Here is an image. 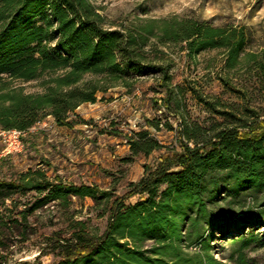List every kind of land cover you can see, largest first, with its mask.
<instances>
[{"label": "trees", "instance_id": "trees-1", "mask_svg": "<svg viewBox=\"0 0 264 264\" xmlns=\"http://www.w3.org/2000/svg\"><path fill=\"white\" fill-rule=\"evenodd\" d=\"M171 42L185 43L190 57L222 47L224 67L231 68L246 35L243 29L177 16L115 27L107 25L91 0H0V126L24 132L47 115L59 125L73 126L71 113L81 104L96 102L100 93L116 86L131 90L140 77L153 73H160L162 85L169 87L167 67L148 52L155 44ZM221 79L238 91L227 76ZM14 80H37L42 90L26 92L14 86ZM171 91L167 102L161 100L167 109L178 111L169 104ZM237 120L221 128L180 124L179 148L163 151L155 167H148L123 195L97 184L67 181L60 174L52 178L42 167L0 177V264H7L16 244L11 235H20L19 242L28 239L30 213L47 204L67 207L74 196L96 202L112 199L108 223L101 234L81 227L70 237L49 236L48 247L60 256L52 264H222L210 253L208 240L202 252L187 254L183 243L191 230L186 236L183 227L197 225L208 211L203 192L217 171L235 185L264 191V117ZM148 122L159 129V121ZM127 141L132 154L148 155L165 147L145 127ZM136 194L139 200L126 202ZM21 204L25 207L16 214ZM147 240L153 243L146 246ZM240 264L252 263L242 257Z\"/></svg>", "mask_w": 264, "mask_h": 264}, {"label": "rangeland", "instance_id": "rangeland-1", "mask_svg": "<svg viewBox=\"0 0 264 264\" xmlns=\"http://www.w3.org/2000/svg\"><path fill=\"white\" fill-rule=\"evenodd\" d=\"M91 1L106 17L107 25L132 28L151 18L189 17L243 29L246 43L231 68L224 67L222 47L190 57L183 42L155 44L148 53L167 67L169 87L162 85L160 73L140 77L131 90L113 87L100 93L98 102L85 103L71 113L73 128L61 126L47 115L19 136V145L0 126V177L10 178L16 172L42 167L52 178L60 174L67 181L97 184L123 195L132 181H138L148 167H155L163 151L179 148L180 124L221 128L236 125L238 117L249 122L263 119L264 69L260 62H264V0ZM151 42L156 39L151 38ZM221 76H227L238 91L227 87ZM12 84L23 86L26 92L42 90L37 80H14ZM169 88V104L178 111L167 109L161 100L167 102ZM152 119L160 122L159 129L150 125L148 120ZM144 127L165 147L148 155L132 154L127 138ZM244 129L242 134H246ZM214 176L203 192L208 211L199 216L197 225L186 223L183 227L186 236L191 230L190 238L183 243L184 251L189 255L202 252L201 245L208 240L210 253L222 264H240L242 257L252 264H264V191L235 185L232 179H225L223 171ZM139 198L136 194L126 202ZM111 204L112 199L96 202L74 196L67 207L47 204L37 208L28 217V239L19 242L20 235L10 236L16 244L7 264H52L60 256L48 247L49 236L70 237L81 227L101 234ZM24 207L19 205L15 213ZM189 214L194 213L190 210ZM152 243L147 240L144 244Z\"/></svg>", "mask_w": 264, "mask_h": 264}, {"label": "built area", "instance_id": "built-area-1", "mask_svg": "<svg viewBox=\"0 0 264 264\" xmlns=\"http://www.w3.org/2000/svg\"><path fill=\"white\" fill-rule=\"evenodd\" d=\"M9 137H13L14 140L17 142V144L19 145L20 143V139L19 136L23 133L21 130L18 129H8L7 130Z\"/></svg>", "mask_w": 264, "mask_h": 264}, {"label": "crops", "instance_id": "crops-1", "mask_svg": "<svg viewBox=\"0 0 264 264\" xmlns=\"http://www.w3.org/2000/svg\"><path fill=\"white\" fill-rule=\"evenodd\" d=\"M110 89H111V88H110ZM106 92H107V91H106ZM106 92H102V93H106ZM101 97H102V96L99 95V98H98V100H97L96 102H98V101L101 99ZM96 102H86V103H96ZM83 104H85V103H83ZM83 104H81V105H83ZM81 105H80V106H81ZM80 106H79V107H80ZM76 111H77V109L75 110V113H76ZM61 126H66V125H61ZM73 126H74V125H73ZM73 126H69V127L73 128Z\"/></svg>", "mask_w": 264, "mask_h": 264}]
</instances>
